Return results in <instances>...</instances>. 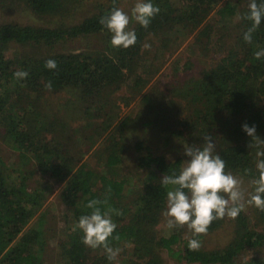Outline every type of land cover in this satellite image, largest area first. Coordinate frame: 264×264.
<instances>
[{
	"label": "rangeland",
	"instance_id": "rangeland-1",
	"mask_svg": "<svg viewBox=\"0 0 264 264\" xmlns=\"http://www.w3.org/2000/svg\"><path fill=\"white\" fill-rule=\"evenodd\" d=\"M66 1L62 11L40 16L22 0H14L11 7L0 6V26L14 23L42 28H68L80 24L110 2ZM135 3L136 0H123L119 8L131 17ZM171 3L179 13L188 10V0H171ZM217 3L214 8L199 12L198 23L175 25L170 30L150 35L143 44L136 66L132 65L124 81L98 96L87 98L74 87L42 94L25 91L27 95L22 97L14 93L7 110L0 114V156L11 179L15 182L24 180L30 192L39 191L45 198L43 207L30 225V228L36 229L39 217L43 220V243L35 244L33 248L41 255L39 264L69 263L63 253V245L69 240L74 221L66 211L61 194L69 176L77 169L85 166L94 171L98 175V183L100 177L125 180L127 189L123 198L110 205L115 210L111 213L112 221L123 225L132 219L135 201L144 192L149 179L157 183L161 181L153 170L139 167V158L153 154L163 156L169 162L182 159L184 164L188 159L183 154L184 146L203 145L200 131L189 125L199 109V105L193 103L195 83L236 48L239 24L248 10L249 0H222ZM226 4L234 6L235 12L221 18L218 11ZM137 26L138 23L131 20L128 29L135 30ZM113 48L111 36L94 34L66 40L52 47L12 44L9 55L33 59L78 53L105 55ZM24 110V118L27 117L31 132L44 128L41 139L52 149L56 146L57 153L41 150L36 156L26 159L12 149L6 139L8 121L11 115ZM138 144L142 145L141 148L137 147ZM120 148L121 163L111 169L106 165L110 149ZM217 148L215 146L213 154ZM40 159H44L48 166L43 168ZM50 166L62 167L67 178L61 181L53 176L51 169H48ZM233 175L243 179L246 201L247 193L253 191V180ZM123 208H126L124 214ZM244 208L251 219L252 228L264 233V223L254 215L250 205L245 202ZM165 211L166 207L160 214L152 237L169 238L180 231L182 242L174 245L171 253L164 249H157L156 253L161 264H188L180 259V254L193 233L186 225L169 228L168 218L163 215ZM232 224V218L228 217L220 230L198 239L200 247L197 250L213 252L226 249L233 238ZM152 241L148 246L146 244L148 250L153 248ZM135 244L119 246L120 251L114 261L107 259L105 249L91 248L88 262L146 264V260L135 252ZM252 257L264 259V247L246 252L241 260Z\"/></svg>",
	"mask_w": 264,
	"mask_h": 264
},
{
	"label": "trees",
	"instance_id": "trees-1",
	"mask_svg": "<svg viewBox=\"0 0 264 264\" xmlns=\"http://www.w3.org/2000/svg\"><path fill=\"white\" fill-rule=\"evenodd\" d=\"M35 14H55L64 8L66 0H22ZM123 0H110L107 6L80 24L68 28H42L6 23L0 26V114L7 110L14 93L21 97L24 92L42 94L47 91L59 92L74 87L83 92L87 98H93L107 91L110 87L122 83L132 65L136 66L143 44L150 35H156L172 29L175 25H190L198 23L199 12L204 13L214 8L222 0H188L185 12L179 13L171 0H150L158 6L160 12L150 20L147 28L138 23L134 30L137 41L128 48L114 47L109 54H72L54 55L39 59L27 56L9 55V47L16 45H35L52 47L66 40L94 34L112 36L100 19ZM14 0H0V6L11 7ZM264 0H257V3ZM206 5V7H204ZM235 12V7L226 4L218 11L221 18ZM243 15L239 24L240 33L235 49L221 63L210 69L202 79L195 83L193 103L199 105L196 118L189 125L200 131V136L211 135L217 151L225 161L226 172L241 175L254 180L258 178L256 163L260 149L250 148L252 138L242 129V125L256 127V134L264 139V57L255 58V52L264 49V18L258 29L253 33L251 44L244 40V33L252 26V21ZM204 33V32H202ZM53 59L57 68L50 70L45 67V61ZM27 71L29 76L17 80L16 71ZM51 82V89L46 85ZM116 88V87H114ZM95 105V104H94ZM24 113L11 115L6 129V139L12 149L21 158L36 156L39 151L57 153L41 139L44 128L31 132ZM121 126L123 123H120ZM141 144L137 147L141 148ZM121 149H110L107 166L114 168L121 163ZM55 155V154H54ZM37 158V157H35ZM53 158V157H51ZM45 159V158H44ZM43 159V160H44ZM23 160V159H22ZM41 161L43 168L47 167ZM140 168L151 169L162 179L165 175L179 174L183 160L169 162L163 156L147 154L139 158ZM5 164L0 156V264H39L41 255L34 251L35 244H42L44 239L43 220L39 217L38 227L30 228L38 211L43 207L44 196L39 191L30 192L24 180L15 182L11 175L6 174ZM53 176L61 181L67 178L62 167L50 166ZM245 170H250L246 173ZM92 171L81 167L73 172L62 191L61 197L66 211L73 216L74 225L69 232V240L63 245V253L68 264H90V247L82 243L83 232L78 227L79 218L88 215L92 209L87 204L99 200L101 212H105L116 200L123 198L127 189L125 180L100 177ZM143 193L135 201V210L129 223L116 224L117 227L109 238L112 248L131 243L137 245L135 252L146 264H161L157 249L172 252L173 246L182 242L181 232L169 238H154V228L158 225L161 212L167 204V191L162 182L149 179ZM171 187V186H169ZM110 189V190H109ZM106 202V203H105ZM254 215L264 223V212L250 205ZM126 208H123V214ZM120 216V215H119ZM228 221V217L212 222L206 234L220 230ZM234 231L232 242L224 250L205 252L192 250L188 245L184 248L180 259L188 264H264V259L252 257L242 261V256L249 251L264 247V233L252 228L251 219L245 208L236 218H232ZM206 234L193 236L200 239ZM119 239H115V237ZM153 238V241H152ZM153 242V248L146 244ZM103 247L97 248L102 249ZM104 249V248H103ZM179 254H176V256ZM102 263V261H101Z\"/></svg>",
	"mask_w": 264,
	"mask_h": 264
},
{
	"label": "clouds",
	"instance_id": "clouds-1",
	"mask_svg": "<svg viewBox=\"0 0 264 264\" xmlns=\"http://www.w3.org/2000/svg\"><path fill=\"white\" fill-rule=\"evenodd\" d=\"M115 4V0H113ZM160 12L158 6H154L150 0H136L131 10V17L119 7H113L108 14L99 21L110 33L113 47L128 48L137 41L134 30H129L131 20H135L144 28L150 24V20ZM246 19L252 21V26L244 33V40L251 44L253 33L258 29L264 18V2L249 0ZM150 47V45H145ZM264 57V49L255 52V58ZM45 67L54 70L57 63L53 59L45 61ZM14 76L17 80L26 79L27 71H16ZM51 82L46 88L51 89ZM243 131L252 138L250 148L260 149L264 146V139L256 134V127L247 123L242 125ZM203 145L184 146V155L188 157L180 169L179 174L165 175L162 185L167 191L166 211L163 215L168 218L169 228L174 226H187L193 236L206 234L214 220L223 219L225 216L236 218L244 209L245 202L255 206L264 212V159H258L256 168L258 178L252 181L253 191L247 193L243 189V179L226 172L225 161L220 155H214L215 143L211 135L203 137ZM258 157L264 156V151L257 152ZM246 173L250 170H245ZM171 186V187H169ZM110 190V189H109ZM106 203V202H105ZM99 200H92L87 208L92 209L88 215L79 218L78 227L83 232L82 243L92 249L103 247L107 252L109 261L116 260L120 249H113L109 245L117 225L111 219V213L115 210L109 208L101 212ZM119 239V237H115ZM188 247L196 250L200 242L193 238L188 241Z\"/></svg>",
	"mask_w": 264,
	"mask_h": 264
}]
</instances>
